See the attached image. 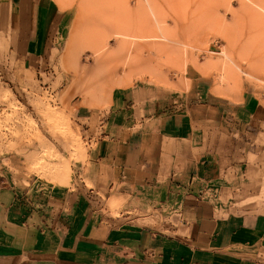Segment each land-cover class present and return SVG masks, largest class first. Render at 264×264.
<instances>
[{"label": "rangeland", "instance_id": "obj_1", "mask_svg": "<svg viewBox=\"0 0 264 264\" xmlns=\"http://www.w3.org/2000/svg\"><path fill=\"white\" fill-rule=\"evenodd\" d=\"M52 3L34 47L29 0H0V184L90 190L88 151L96 139L89 141L75 109L107 111L118 99L117 108L138 118L157 105L182 112L187 133L195 135L186 163L202 159L233 186L227 211L264 216V23L250 12L258 4ZM124 27L132 32L124 34ZM246 106L249 123L242 130ZM110 192L90 199L119 217L128 199ZM124 215L139 224L163 219L158 211Z\"/></svg>", "mask_w": 264, "mask_h": 264}, {"label": "crops", "instance_id": "obj_2", "mask_svg": "<svg viewBox=\"0 0 264 264\" xmlns=\"http://www.w3.org/2000/svg\"><path fill=\"white\" fill-rule=\"evenodd\" d=\"M29 3L35 47L53 3ZM113 107L75 109V121L96 139L88 151L90 190L0 184V264H264V216L227 211L233 186L202 159L186 163L195 135L183 113L157 105L138 118ZM240 119L247 130L248 106ZM112 190L128 199L119 217L90 199ZM151 211L163 219L139 224L124 215Z\"/></svg>", "mask_w": 264, "mask_h": 264}, {"label": "bare ground", "instance_id": "obj_3", "mask_svg": "<svg viewBox=\"0 0 264 264\" xmlns=\"http://www.w3.org/2000/svg\"><path fill=\"white\" fill-rule=\"evenodd\" d=\"M253 1V0H252ZM255 1V4H258L257 6H259V8H260V10L259 11H257L255 8V10L253 11V8H252V11H250V12H252L253 14H251V16L252 17H254L255 19H257L258 20V22H261V23H264V4H262L259 0H254ZM246 5V4H245ZM151 6V5H150ZM247 6V5H246ZM247 8H250L249 6H247ZM247 8H245V9H247ZM248 10V9H247ZM251 10V9H250ZM154 13H155V11H154ZM129 26V25H128ZM132 27H134L133 25H131ZM137 26V25H136ZM139 26V25H138ZM137 26V27H138ZM129 28H131L130 26H129ZM161 28V27H160ZM124 30H125V32H126V34H127V30L125 29V27L123 28V33L125 34V32H124ZM129 31L130 32H132V30L131 29H129ZM130 32H128V34H130ZM135 34V33H134ZM122 36H123V34H122ZM155 44H158V43H155ZM155 44H154V46H155ZM159 45H161V43L160 44H158V45H156V46H158L157 47V49L160 47L161 48V46H159ZM153 46V47H154ZM156 46H155V48H156ZM164 46V45H163ZM165 49V48H164ZM161 50H162V48H161ZM158 51H159V49H158ZM40 160V159H39Z\"/></svg>", "mask_w": 264, "mask_h": 264}]
</instances>
